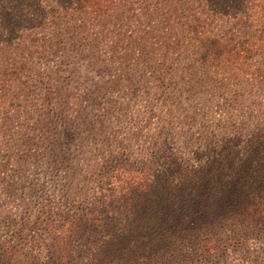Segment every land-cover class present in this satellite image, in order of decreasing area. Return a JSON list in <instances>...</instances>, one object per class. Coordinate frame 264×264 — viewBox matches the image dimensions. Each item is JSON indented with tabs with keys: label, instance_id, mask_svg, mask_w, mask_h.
<instances>
[{
	"label": "trees",
	"instance_id": "trees-1",
	"mask_svg": "<svg viewBox=\"0 0 264 264\" xmlns=\"http://www.w3.org/2000/svg\"><path fill=\"white\" fill-rule=\"evenodd\" d=\"M60 1L63 8L52 11L32 0L39 11L28 18L46 29L44 47L53 56H64L69 49H104L124 61L129 50L120 45L115 31L132 18L147 27L138 36L141 57L154 55L148 40L164 54L187 51L189 44L204 52L205 60L223 55L218 53L220 36L206 35V26L217 22L218 13L211 14L204 0ZM135 4L141 12L126 14ZM236 8L238 21L247 22L264 10V0H245ZM88 38L91 43L82 41ZM101 59L97 55L93 65H102ZM46 87L45 100L57 103L60 118L76 130L72 134L71 127L61 136L58 126L49 124L50 113L43 112L40 142L52 147V153L66 155L69 138L78 136L93 153L82 178L64 157L70 173L57 206L43 204L33 222L27 210L17 227L11 220L0 237V264H235L238 254L246 260L243 264H264L249 251L253 240L264 239V128L251 135L244 151L237 135L207 142L193 157L169 151L158 140L151 152L134 159L112 148L108 114L90 117L85 108L68 119L69 88ZM38 143H31L27 155ZM40 230L46 237L38 240Z\"/></svg>",
	"mask_w": 264,
	"mask_h": 264
},
{
	"label": "rangeland",
	"instance_id": "rangeland-1",
	"mask_svg": "<svg viewBox=\"0 0 264 264\" xmlns=\"http://www.w3.org/2000/svg\"><path fill=\"white\" fill-rule=\"evenodd\" d=\"M31 1L0 0V237L6 235L11 220L17 227L27 210L33 222L43 204L57 206L70 173L65 156L82 178L93 153L78 136L69 138L66 155L58 150L52 153V147L40 142L38 127L45 124V112L61 136L71 127L72 134L76 130L60 118L57 103L45 100L46 86L69 88L72 98L64 115L68 119L85 108L90 117L108 114L112 148L134 159L151 152L158 140L169 151L193 157L207 142L237 135L244 151L251 135L264 128V10L253 20L239 22L236 6L245 0H204L211 14L218 13L217 22L206 26V35L220 36L218 53L223 55L218 60H205V53L189 44L187 51L172 49L164 54L153 40L146 42L153 57H141L137 41L147 27L132 18L115 31L120 45L129 50L121 61L104 49L97 53L89 48L69 49L64 56L50 55L43 43L46 29L28 19L39 11ZM34 1L52 11L64 4ZM134 7L126 14L141 12L138 4ZM97 55L102 65H93ZM137 129L143 135L138 136ZM37 140L33 153L27 155ZM36 236L39 240L46 234L40 230ZM249 247L252 258L264 262V239L253 240ZM236 259L240 264L246 261L241 254Z\"/></svg>",
	"mask_w": 264,
	"mask_h": 264
}]
</instances>
